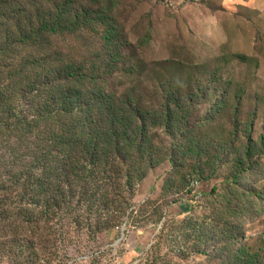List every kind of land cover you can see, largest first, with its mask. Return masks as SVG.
Returning <instances> with one entry per match:
<instances>
[{"label": "trees", "instance_id": "16d2710c", "mask_svg": "<svg viewBox=\"0 0 264 264\" xmlns=\"http://www.w3.org/2000/svg\"><path fill=\"white\" fill-rule=\"evenodd\" d=\"M122 1L0 0V217L20 256L54 258L73 229L97 235L136 225L151 203H134L138 187L166 162L175 167L167 190L192 193L205 180L201 171L184 173L175 159L179 142L185 153L203 152L190 142L192 96L169 81L146 105L116 82L147 70L140 52L150 41L149 34L130 41L118 19ZM252 130L245 129L247 142L237 149L218 206L201 222L189 221L179 244L183 260L264 264V240L255 249L239 227L246 205L263 193L242 186L263 180L254 157L264 154V136L255 141Z\"/></svg>", "mask_w": 264, "mask_h": 264}, {"label": "rangeland", "instance_id": "374dc122", "mask_svg": "<svg viewBox=\"0 0 264 264\" xmlns=\"http://www.w3.org/2000/svg\"><path fill=\"white\" fill-rule=\"evenodd\" d=\"M118 19L132 43L146 34L150 41L140 52L147 70L117 84L135 89L146 105L157 102L169 81L192 96L186 103L194 131L190 142L199 143L203 152L185 153L186 143L179 142L175 159L184 173L201 171L205 180L192 193L167 190L164 185L175 167L166 162L138 187L134 203H151L136 217V225L125 223L97 235L73 229L52 259L43 253L20 256L11 244L12 230L5 228L8 222L0 217V264H153L162 257L171 264L204 261L200 255L185 261L181 257L185 249L179 244H185L187 225L192 218L201 222L218 206L217 195L228 186L237 149L247 142L246 127L253 124V140L264 136V0H123ZM224 99L226 108H214ZM254 162L263 180L244 181L242 186L247 193H263L255 204L246 205L250 212L239 227L257 249L264 240V154L256 155Z\"/></svg>", "mask_w": 264, "mask_h": 264}]
</instances>
